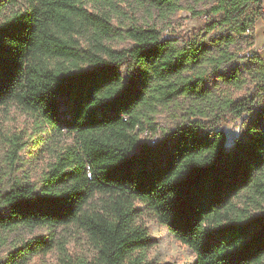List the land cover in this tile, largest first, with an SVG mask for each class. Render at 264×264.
Returning <instances> with one entry per match:
<instances>
[{"label": "trees", "instance_id": "16d2710c", "mask_svg": "<svg viewBox=\"0 0 264 264\" xmlns=\"http://www.w3.org/2000/svg\"><path fill=\"white\" fill-rule=\"evenodd\" d=\"M148 1L181 9V0ZM117 5L0 0V106L14 103L75 138L39 185L0 184V246L3 233L20 226L75 224L96 253L68 264H154L146 256L154 240L138 223L141 204L194 252V264H264V210L239 202L264 200V63L257 53L244 56L264 20V0H215L193 11L207 16L193 43L150 25L114 23ZM239 38L247 49H232ZM117 40L128 45L117 48ZM236 58L257 68L254 88L233 98L208 77ZM220 75L236 88L246 82L238 71ZM180 98L189 103L180 121L155 142L142 140L159 109ZM244 115L242 133L226 147L218 126ZM49 249L34 237L0 264H23Z\"/></svg>", "mask_w": 264, "mask_h": 264}, {"label": "rangeland", "instance_id": "374dc122", "mask_svg": "<svg viewBox=\"0 0 264 264\" xmlns=\"http://www.w3.org/2000/svg\"><path fill=\"white\" fill-rule=\"evenodd\" d=\"M117 3L119 10L114 12L116 16H114V23H118L122 19L126 22V25H150L161 30L162 36L165 38L182 37L185 42L193 43L207 22L205 14L194 15L193 11L205 12L215 3V0H181V9L176 12H170V10L165 12L163 9L153 8L149 5L148 0H117ZM22 7L25 6L22 5ZM87 7L91 10L109 8L107 5L103 8L98 4H89ZM12 9L8 5L4 15H7ZM235 29V27H231L229 31L232 33V30ZM227 32V30H224V33ZM218 33H221V31L212 32L208 37L211 38V36ZM252 34L254 41L256 37V42L259 44L264 41V31L259 22L255 23ZM246 44V41L239 38L238 44L234 45L232 49L238 47L247 49ZM114 45L121 48L128 45V41L117 40ZM253 48L256 49L255 42ZM259 51L257 55L264 63V47ZM256 68L257 65L252 59L236 58L221 67L219 74H211L208 77V84L217 93L225 92L231 97L237 98L249 93L254 88ZM231 71H238L241 78L245 79L246 82L241 88L230 86L223 80L224 76L220 75L228 74ZM188 104L185 99L180 98L170 106L161 107L154 116V123L152 124L154 129L146 128L140 134L141 139L156 141L166 135L180 121V117L184 114L183 111L187 109ZM245 117L247 115L239 119L229 117L218 126V129L223 130L226 134V147H231L242 133L241 121ZM74 146L75 138L73 134L66 130L55 131L44 122L42 117L35 113L26 111L14 103L0 106L1 185L8 186L14 181L39 185L42 175L50 169L57 156L69 147L73 148ZM239 202L241 206L246 205L249 211L253 213L264 210V200L262 199L256 203L242 196ZM138 207L141 209L138 223L148 229L149 237L154 240L153 247L146 252L147 260L154 264H194V252L188 246L177 241L167 227L159 222L153 211L141 204H138ZM3 237H5V242L0 246V263L7 261L9 253L16 247L34 237L49 243L50 249L32 255L23 264L80 263L91 260L96 253L93 242L85 230L75 224L57 227L20 226L14 230L4 232Z\"/></svg>", "mask_w": 264, "mask_h": 264}, {"label": "crops", "instance_id": "0c3cea01", "mask_svg": "<svg viewBox=\"0 0 264 264\" xmlns=\"http://www.w3.org/2000/svg\"><path fill=\"white\" fill-rule=\"evenodd\" d=\"M256 22H259L261 24L262 30L264 31V23H263V20L262 19H258ZM261 46L264 47V41L261 44H259L258 42H256V37H255V48H256V50L257 51H259V50L261 51L262 50V47Z\"/></svg>", "mask_w": 264, "mask_h": 264}, {"label": "built area", "instance_id": "2783aa9c", "mask_svg": "<svg viewBox=\"0 0 264 264\" xmlns=\"http://www.w3.org/2000/svg\"><path fill=\"white\" fill-rule=\"evenodd\" d=\"M258 51L256 49H251V50H248L244 53V56L245 57H252L255 53H257ZM151 142H155L154 140L151 141Z\"/></svg>", "mask_w": 264, "mask_h": 264}]
</instances>
